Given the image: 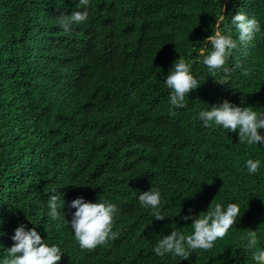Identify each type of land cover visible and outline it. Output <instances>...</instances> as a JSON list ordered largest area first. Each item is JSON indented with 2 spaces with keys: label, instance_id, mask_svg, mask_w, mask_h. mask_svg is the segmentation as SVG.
Masks as SVG:
<instances>
[{
  "label": "trees",
  "instance_id": "obj_1",
  "mask_svg": "<svg viewBox=\"0 0 264 264\" xmlns=\"http://www.w3.org/2000/svg\"><path fill=\"white\" fill-rule=\"evenodd\" d=\"M82 10L79 0H0V264L20 224L61 248L59 264H255L240 238L257 230L264 249V142L205 127L199 112L227 99L264 113V0H89L85 22L71 32L57 24ZM237 12L255 16L261 31L235 50L226 66L242 67L225 85L201 49L211 50L204 41L217 18L230 24ZM232 35L238 42L235 26ZM180 56L201 86L173 115L166 77ZM248 159L260 161L256 174ZM152 187L158 209L139 203ZM53 189L64 193L58 221L48 215ZM99 197L117 206L118 238L81 249L72 201ZM211 203L240 206L223 239L188 260L155 255L172 230L192 234L194 221L183 217Z\"/></svg>",
  "mask_w": 264,
  "mask_h": 264
},
{
  "label": "clouds",
  "instance_id": "obj_2",
  "mask_svg": "<svg viewBox=\"0 0 264 264\" xmlns=\"http://www.w3.org/2000/svg\"><path fill=\"white\" fill-rule=\"evenodd\" d=\"M79 4L84 6V10L73 12L71 15L61 13L58 16L56 22L65 32H71L73 25L88 19L89 0H79ZM224 20V16L217 18L213 28L214 34L204 41L206 45H211V50L205 54L206 49H201V54L204 56L203 64L207 66L213 77L217 72L223 71V78L218 82L226 85L230 74L236 68L242 67L240 63H236L233 68H228L226 65L232 59L235 50L239 47L247 48L252 44L256 34L261 31V26L255 16L249 17L243 12H237L232 16L230 24L225 25ZM233 26L239 34L238 42L232 35ZM242 75L247 76L248 70L245 69ZM166 86L171 89L170 112L174 115L172 109L187 107L189 93L197 90L201 85L200 79L192 72V64L180 56L166 77ZM244 103L242 99L241 104ZM199 119L203 121L205 127L214 123L230 132L238 131L240 143L246 142L248 145H253L264 142V135L260 134V130L264 129V113H258L251 106H237L225 99L222 104L212 106L211 110L200 111ZM246 167L250 174H256L260 168V161L248 159ZM63 196V192L53 189V194L49 197L48 215L54 221L61 219L58 208L60 203L64 202ZM138 199L142 206L153 209H158L162 202L161 192L156 187L142 192ZM71 207L76 211L72 220L68 222L74 230L75 239L81 249L93 250L118 238V231H114L118 209L114 203L103 197H99L97 203L85 202L83 198H77L72 201ZM240 211L237 203H229L226 210L220 203H215L214 206L211 203L209 209L201 212L198 217L192 215L183 217L184 220L194 221L191 224L192 234L186 235L172 230L170 235H164L157 242L153 251L160 257L171 253L182 260H188L195 250H210L215 242L223 239L236 224ZM154 216L156 220H164L166 217L160 211H155ZM12 239L14 244L7 250L3 264H59L61 261L63 254L61 248L56 244L49 245L35 228L26 230V226L20 224ZM240 240L244 251L252 250L251 259L255 264H264V249L257 247L259 244L257 230H246V234L242 235Z\"/></svg>",
  "mask_w": 264,
  "mask_h": 264
},
{
  "label": "rangeland",
  "instance_id": "obj_3",
  "mask_svg": "<svg viewBox=\"0 0 264 264\" xmlns=\"http://www.w3.org/2000/svg\"><path fill=\"white\" fill-rule=\"evenodd\" d=\"M207 50L210 51L209 48H207Z\"/></svg>",
  "mask_w": 264,
  "mask_h": 264
}]
</instances>
